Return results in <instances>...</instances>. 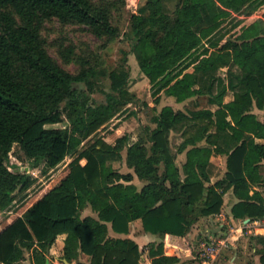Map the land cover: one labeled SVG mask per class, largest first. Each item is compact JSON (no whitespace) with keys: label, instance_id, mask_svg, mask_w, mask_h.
I'll use <instances>...</instances> for the list:
<instances>
[{"label":"trees","instance_id":"1","mask_svg":"<svg viewBox=\"0 0 264 264\" xmlns=\"http://www.w3.org/2000/svg\"><path fill=\"white\" fill-rule=\"evenodd\" d=\"M124 3L0 0V264H24L28 252L31 264H45L61 234L59 258L69 264H141L144 247L110 235L128 234L136 219L159 237L146 246L149 264H177L180 253L166 236L186 241L200 217L220 212L228 190L238 199L234 218L264 217V119L254 111L264 109V0H144L128 14L125 37L148 80L152 107L164 94L176 102L207 95L216 107L165 104L151 117L153 127L141 124L114 143L98 138L78 150L135 94L126 71L110 70V90L97 101L92 93L104 75L97 55L65 38L49 40L48 24L83 26L111 40L121 34L114 12ZM70 61L75 72L64 65ZM64 120V127L46 126ZM177 130L182 140L172 151L169 133ZM14 145L33 166L42 163L41 173L78 151L9 211L33 182L29 172L8 167ZM123 150L132 172L110 163ZM215 154L224 157L225 171L211 182ZM134 176L144 182L139 189ZM86 209L95 215H83ZM254 238L264 245V237Z\"/></svg>","mask_w":264,"mask_h":264},{"label":"rangeland","instance_id":"2","mask_svg":"<svg viewBox=\"0 0 264 264\" xmlns=\"http://www.w3.org/2000/svg\"><path fill=\"white\" fill-rule=\"evenodd\" d=\"M117 5L119 6L121 0H115ZM137 1V8L144 0H136ZM124 5H122L119 9L115 10V15L117 17L116 22L119 24V28L121 34L117 37H114L111 40H105L104 38L99 39L95 37L91 32L85 30L83 26L78 25H60L57 22H53L52 24H48V34L45 36L51 40L53 38H65L66 41H71L75 43L77 46L87 47L91 51H93L97 55L96 65L100 71H104V75H101L100 78L96 79V85L94 87V91L92 96L97 101H103L105 97V93L110 90V80L107 76L110 70H115L117 72L126 71L127 72V80L126 86L127 88L135 94V99L132 102L126 104L117 114L111 117L106 123L101 125L92 135H90L87 139H85L79 146L78 150L82 147H86L90 143H93L96 139L100 138L108 143H114L115 138L123 134L124 132L132 133L137 126L141 124H147L150 127H153L154 124L151 123V117L160 109L161 106L165 104H169L174 108H180L183 110L186 109H198V108H215L216 105H212L208 101V96H194L191 97L183 102H176L174 97L168 95H162L159 104L153 108L151 105V90L148 83L146 76L140 70L137 61L135 59L134 54L131 52V41L125 37V34L130 33L129 24H128V14L133 13L130 11L129 7H127L126 2L124 0ZM168 7H172V2H167ZM137 11V9H136ZM50 53L57 58L59 62L61 60L55 54L53 48H49ZM84 53V52H83ZM62 63V62H61ZM65 67L71 71L75 72L78 68L77 64L74 61H70L68 64H64ZM226 71V67H222L219 69V74L224 75ZM83 86V84H80ZM85 87V86H84ZM231 93L225 97L228 100L231 97ZM264 110V109H263ZM257 111V110H254ZM262 113V112H261ZM260 113V116L262 115ZM67 124V121L64 120L59 123L48 124L47 127H64ZM181 130L171 131L169 133V143L171 146L172 151H175L177 145L182 140ZM78 150L68 154L59 164L55 167L49 169L46 173H41L40 166L42 163L38 164V166H33L29 163L24 156L22 155L21 151L14 145L12 148L9 159L7 162L8 167L13 170H19L23 167L25 169L29 168V173L33 177V182L29 188L25 191L21 192L16 199L13 201L12 205L9 207V211H11L18 203L21 197L24 194L29 195L33 191H35L40 185L44 184L51 176H53L60 168H62L65 164H67L76 154ZM121 159L115 158L110 161L112 166L119 170L120 172H132V168H129L125 163V151H122ZM180 156L177 157V160H180ZM224 158L221 157V163L224 166ZM217 162L215 166L217 165ZM218 167V165H217ZM215 167L213 170L211 180L223 175L224 170L222 166L219 169ZM223 170V171H222ZM139 179L134 176L133 182H138ZM85 211V210H84ZM86 212L91 211L86 209ZM3 214L0 213V222L2 220ZM141 223V221H140ZM132 229H135V225H132ZM139 232H145L141 226L138 225L137 227ZM198 233V225L192 231V241L193 246L191 248H186L183 246L185 245L186 241L177 239L176 242L181 246V249L184 248V252L195 257V252L198 247V240H195V235ZM215 234V235H214ZM213 236H218L215 232L212 234ZM223 236V234H219ZM208 236V235H207ZM207 236H204V239H207ZM202 238V239H203ZM158 238H147L144 243L140 246L141 248H145L142 257L140 259V263L142 264L145 260L144 254L146 253V246L151 241H157ZM183 243H182V242ZM171 243V241H169ZM188 250V251H187ZM187 251V252H186ZM183 257H186V254H183ZM196 258V257H195ZM241 258V257H240ZM189 258H186V260ZM185 260V261H186ZM245 260V259H244ZM190 264H202L200 259H189ZM60 260L56 262L59 264ZM24 264H31V257L29 252L26 253L25 259L23 261ZM60 264H64L63 261Z\"/></svg>","mask_w":264,"mask_h":264},{"label":"crops","instance_id":"3","mask_svg":"<svg viewBox=\"0 0 264 264\" xmlns=\"http://www.w3.org/2000/svg\"><path fill=\"white\" fill-rule=\"evenodd\" d=\"M229 93L232 94V92L228 91L225 97L229 95ZM231 97L229 99H231ZM255 112H257L259 116L260 113L262 112L260 118L264 119V110H257ZM221 157L223 156L219 154L213 155V162L211 164L212 173L215 167H217V165H218L217 167L218 169L220 166H222V168L224 167L223 170L225 171V164L223 166L221 161L217 162V159L221 160ZM216 162L217 165L215 166ZM220 177L212 179L211 182H214ZM133 183L137 186L138 189L144 184V182L141 180H139L137 183L136 182ZM255 187L256 189L259 190L262 189V187L257 184L255 185ZM223 197H224V201L220 212L212 216L200 217L192 225L190 231L187 233L186 243L185 245L183 244V246H185L186 248H191V246H193V241L191 240L192 231L198 225V233L195 235V240L198 241L202 239L204 236L212 235L214 232L217 235L219 234L230 235L231 244L221 252V254L216 258L213 264H264V259L263 260L260 259V256L264 251V245L256 238H254L256 236L264 237V217L253 220H250L249 218H245V219L234 218L232 215L231 208L234 205V203L238 201V199L234 196L231 190L226 191ZM87 213L90 212H86L85 210L83 212V215ZM90 214L95 215V213L92 212ZM132 225H135V229L131 228L133 227ZM138 225L141 226V223L139 219H136L130 223V230L128 234H117L110 230V235L128 236L133 240H135L139 246H141L142 243H144V241L147 240V238L153 239L155 237L158 238L159 240V237L155 234L149 232H139V229L137 228ZM64 237H65L64 234L58 235L54 244L49 248L48 259L50 264H56V262H58L59 260L62 263L63 259L59 258V254L63 246ZM177 239L181 240L180 237L176 235H167L165 238L167 242L171 241V243L170 242L169 243L174 245L180 253V261L177 264H190L188 260L196 259V258L195 257L193 258V255L190 254L187 255V253L183 251L184 248L181 249V246L178 244L179 241L176 242ZM183 254H186V257H183ZM144 257L145 260L142 264H149L147 253L144 254ZM186 258L189 259L186 260ZM79 259L81 262L84 263L88 262L87 261L88 257L85 254H81ZM64 264H69V263L67 262Z\"/></svg>","mask_w":264,"mask_h":264},{"label":"built area","instance_id":"4","mask_svg":"<svg viewBox=\"0 0 264 264\" xmlns=\"http://www.w3.org/2000/svg\"><path fill=\"white\" fill-rule=\"evenodd\" d=\"M126 5L127 7H129L131 12H136V0H127ZM20 170L30 172L28 167L26 169L25 167H23ZM230 244V235H209L207 236V239H200L198 241V247L195 252V257L197 259H200L204 264H213L216 258L221 254V252L226 249Z\"/></svg>","mask_w":264,"mask_h":264},{"label":"water","instance_id":"5","mask_svg":"<svg viewBox=\"0 0 264 264\" xmlns=\"http://www.w3.org/2000/svg\"><path fill=\"white\" fill-rule=\"evenodd\" d=\"M63 261H64V263H67V261H66L65 259H63ZM45 264H50V262H49V259H48V258L45 260Z\"/></svg>","mask_w":264,"mask_h":264}]
</instances>
